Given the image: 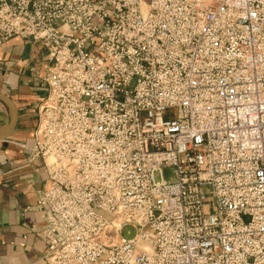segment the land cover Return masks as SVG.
Returning <instances> with one entry per match:
<instances>
[{
	"label": "built area",
	"instance_id": "built-area-1",
	"mask_svg": "<svg viewBox=\"0 0 264 264\" xmlns=\"http://www.w3.org/2000/svg\"><path fill=\"white\" fill-rule=\"evenodd\" d=\"M11 37L48 67L47 264H264V0H0Z\"/></svg>",
	"mask_w": 264,
	"mask_h": 264
},
{
	"label": "crops",
	"instance_id": "crops-1",
	"mask_svg": "<svg viewBox=\"0 0 264 264\" xmlns=\"http://www.w3.org/2000/svg\"><path fill=\"white\" fill-rule=\"evenodd\" d=\"M42 61L38 45L19 38L0 45V94L17 113L12 132L0 140V264H47L38 237L44 217L38 192L46 186V173L41 161L26 163L22 154L33 130L24 106L36 101L33 86ZM11 115V106L0 100V133H5Z\"/></svg>",
	"mask_w": 264,
	"mask_h": 264
},
{
	"label": "rangeland",
	"instance_id": "rangeland-1",
	"mask_svg": "<svg viewBox=\"0 0 264 264\" xmlns=\"http://www.w3.org/2000/svg\"><path fill=\"white\" fill-rule=\"evenodd\" d=\"M11 38H14V37H11ZM11 38H9V39H11ZM15 38H19V37H15ZM8 40H6V41H8ZM22 40H24V39H22ZM6 41H4V42H6ZM24 41L30 42V43L35 44V45H38L37 43H35V42L31 41V40L25 39ZM42 54L45 55L44 51H42ZM40 66H41L40 71L36 70V74L38 75V76L35 77V79H37V81H35L36 82V86L35 87L33 86V90L35 92L33 95L36 96V101L31 103L30 105L24 106V108L26 110L25 115H28V119L30 121V126L33 127V130L31 131V144H30V146L28 148L27 147L24 148L25 152H23L22 154H23V160L26 163H32L35 160H39V161L42 162V167H43V169H44V171L46 173V184H47V172H46V168H45L44 162L41 159H39V158H31V156H30L31 149H32V147L34 145V142H35V129H36L37 123H38L37 110H38V107L40 106L41 102L44 100V98L46 96V92H47V85H46L44 80L47 77L48 67H47V64H46L45 60L42 61ZM44 72H45L44 75L39 76V75L43 74ZM163 178H165L166 180H170L171 179V173L169 171H164L163 172ZM42 190L43 189H41L39 192H41ZM39 192H38V196H39ZM43 219H44V217H43ZM126 231L127 230L124 231V234L126 236H131L132 235V232H129V234H126ZM39 233H38V235H39Z\"/></svg>",
	"mask_w": 264,
	"mask_h": 264
},
{
	"label": "water",
	"instance_id": "water-1",
	"mask_svg": "<svg viewBox=\"0 0 264 264\" xmlns=\"http://www.w3.org/2000/svg\"><path fill=\"white\" fill-rule=\"evenodd\" d=\"M0 100L8 103L12 108L11 119H10L8 126H6V131H5V133H0V140H1V139L6 138L12 132L14 125L16 123L17 113H16V109H15L13 103L7 97L0 94Z\"/></svg>",
	"mask_w": 264,
	"mask_h": 264
}]
</instances>
